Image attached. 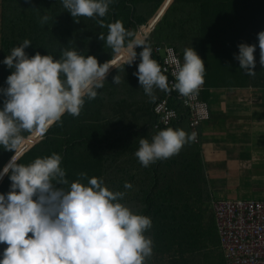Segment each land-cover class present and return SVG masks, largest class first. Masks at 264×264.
I'll return each mask as SVG.
<instances>
[{
	"label": "trees",
	"instance_id": "trees-1",
	"mask_svg": "<svg viewBox=\"0 0 264 264\" xmlns=\"http://www.w3.org/2000/svg\"><path fill=\"white\" fill-rule=\"evenodd\" d=\"M165 1L113 0L105 17L81 16L75 18L77 22L60 0H1L0 61L27 39L32 44L25 49L30 56L40 52L59 58L67 48L94 55L100 63L108 60L112 63L118 53L105 47V42L99 39L101 33L107 35L108 29L101 27L98 21L103 19L106 25L120 20L127 30L138 34L140 28L149 29L156 19L145 40L150 53L154 46H173L183 63L185 48L192 46L206 67L203 100L205 92L215 87L264 88V67L259 64L257 40V33L264 30V0H172L158 17ZM43 15L49 20L42 25L40 17ZM245 42L257 44L255 75L239 69V62L234 59L238 44ZM141 50V47L136 48L138 54ZM139 62L138 55L132 65L123 62L113 68L97 97L85 98L79 116L66 113L49 126L41 134V140L17 162L28 164L36 157L58 153L69 182L87 183L88 178L97 177L110 190L124 193L121 202L152 221L146 236L152 240L153 251L145 264H226L199 153L188 149L187 156H172L148 167L136 161L140 166L139 175H133L128 168L127 173H119L125 172L127 158L135 156L137 148L132 140L141 136L151 140L155 134L157 118L153 106L169 92L156 89L154 100L144 92L134 99L133 89L123 88V85H138V90L142 89L133 75ZM156 62L162 70L161 57ZM11 71L0 63V86H5ZM115 75H119V84L113 83ZM2 103L3 97H0V106ZM171 104L180 113L173 128L186 123L191 133L189 114L182 103L173 98ZM36 132H22L17 151L23 141ZM36 137L34 134L24 146L34 143ZM13 155L14 150L0 146V170ZM136 164L132 161L130 166L136 167ZM120 165L123 167L119 170ZM167 167L183 170L177 173L172 169L169 174L164 172ZM126 181L138 184L139 190L120 185ZM10 183L5 175L0 182V192H7ZM5 247L0 244V252Z\"/></svg>",
	"mask_w": 264,
	"mask_h": 264
},
{
	"label": "clouds",
	"instance_id": "clouds-1",
	"mask_svg": "<svg viewBox=\"0 0 264 264\" xmlns=\"http://www.w3.org/2000/svg\"><path fill=\"white\" fill-rule=\"evenodd\" d=\"M112 2L60 0L74 19L103 18ZM48 20L47 15L40 17L42 25ZM98 23L108 29L99 39L114 53H125L126 65H132L139 55L133 75L145 95L154 100V90H170L144 39L127 30L120 20L105 25L100 19ZM257 40L259 64L264 67V30L257 33ZM30 45L25 39L0 61L12 70L5 86H0V146L14 150L0 170V180L7 175L11 182L7 192H0V244L6 245L0 252V264H145L153 251L152 240L146 236L152 221L123 204L124 193L110 190L97 177L88 178L87 183L69 182L58 153L36 157L28 164L17 162L22 132H44L66 113L79 116L85 98L97 97L114 66L110 60L100 63L94 55L67 48L59 58L40 52L30 56L25 51ZM137 47L142 48L139 54ZM256 48V43H240L238 53H234L239 69L248 75L256 73ZM205 69L197 51L192 46L185 48L183 63L173 72L171 88L190 97L204 83ZM112 80L119 84V75ZM196 136V132L166 127L151 140L141 136L134 155L148 167L176 155Z\"/></svg>",
	"mask_w": 264,
	"mask_h": 264
},
{
	"label": "crops",
	"instance_id": "crops-1",
	"mask_svg": "<svg viewBox=\"0 0 264 264\" xmlns=\"http://www.w3.org/2000/svg\"><path fill=\"white\" fill-rule=\"evenodd\" d=\"M149 31H139L138 35L141 34V38L146 40ZM124 56L125 53H118L109 73L125 62ZM128 87L133 89L134 99L144 92L143 89L138 90V85L136 87L123 85V88ZM204 96L206 97L204 101L210 107L211 118L200 126L199 142L191 141L185 144L176 155L187 156L189 150L199 153L203 173L208 179L212 202L264 201V88L215 87L205 92ZM139 120L142 121V118ZM179 124L177 128H182L190 134L186 123ZM139 138L132 140L134 148H138ZM26 152L17 154L20 158ZM127 160L129 162L124 167L125 172L119 173H127L128 168L133 175H139L140 166L136 164L137 158L133 156ZM132 161L136 167L130 166ZM122 167L120 165L118 169ZM164 169H166L164 172L169 174L172 173V169L176 172L183 170L168 167ZM126 184L131 185L134 191L140 188L138 184L129 181L124 185L120 183L121 186Z\"/></svg>",
	"mask_w": 264,
	"mask_h": 264
},
{
	"label": "built area",
	"instance_id": "built-area-1",
	"mask_svg": "<svg viewBox=\"0 0 264 264\" xmlns=\"http://www.w3.org/2000/svg\"><path fill=\"white\" fill-rule=\"evenodd\" d=\"M151 55L155 61L161 57L162 72L170 86L168 94L153 106L155 134L160 129L173 128L180 119L179 111L171 104L175 98L189 114V126L191 132H196L194 141L198 143L200 126L211 118L209 104L201 98L204 84L190 97L180 95L171 88L175 83L173 72L182 64L177 50L173 46H154ZM211 204L226 264H264V201L220 200Z\"/></svg>",
	"mask_w": 264,
	"mask_h": 264
},
{
	"label": "water",
	"instance_id": "water-1",
	"mask_svg": "<svg viewBox=\"0 0 264 264\" xmlns=\"http://www.w3.org/2000/svg\"><path fill=\"white\" fill-rule=\"evenodd\" d=\"M171 1L172 0H166L165 1V3H164V5L162 6V8H161V10L159 11V13H158V17L159 16H161L162 14H163V12L166 10V8L170 5V3H171ZM156 22V20H153L152 21V23H151V25H153L154 23ZM143 30H149V29H145V27L144 28H140V32H142ZM118 55V54H117ZM117 57V56H116ZM116 62V58H115V60L112 62V64L114 65V63ZM39 132H36V133H34V134H36L37 135V137H36V142L35 143H37L39 140H41V138L40 139H38V137H39V135H41L43 132H41L40 134H38ZM33 134V135H34ZM32 135V136H33ZM41 137V136H40ZM26 141L24 140V142L22 143V145L20 146V148L18 149V153H22V152H24V151H26L27 150V147H25L24 146V143H25ZM34 145V144H33ZM18 155V157H19V154H17ZM0 182H1V180H0Z\"/></svg>",
	"mask_w": 264,
	"mask_h": 264
},
{
	"label": "rangeland",
	"instance_id": "rangeland-1",
	"mask_svg": "<svg viewBox=\"0 0 264 264\" xmlns=\"http://www.w3.org/2000/svg\"><path fill=\"white\" fill-rule=\"evenodd\" d=\"M0 4H1V0H0ZM152 21H153V20H152ZM151 23H152V22H151ZM145 29H146V28H145ZM40 136H41V135H40ZM40 136L38 137V139L41 138ZM31 137H32V136H30L29 138H31ZM29 138L25 139V141H26V140L29 141ZM36 141H37V140H36ZM36 141H34V143H32V144H29V145L27 146V147H28L27 150H28L29 148H31V147L33 146V144H35ZM23 142H24V141H23ZM27 150H26V151H27Z\"/></svg>",
	"mask_w": 264,
	"mask_h": 264
},
{
	"label": "bare ground",
	"instance_id": "bare-ground-1",
	"mask_svg": "<svg viewBox=\"0 0 264 264\" xmlns=\"http://www.w3.org/2000/svg\"><path fill=\"white\" fill-rule=\"evenodd\" d=\"M32 138V137H31ZM31 138H29V140H31ZM27 141V140H26Z\"/></svg>",
	"mask_w": 264,
	"mask_h": 264
}]
</instances>
